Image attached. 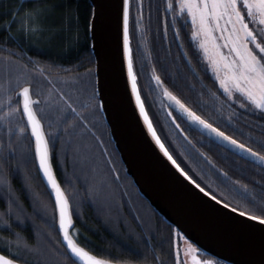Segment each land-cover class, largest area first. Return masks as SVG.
<instances>
[{"label": "trees", "instance_id": "trees-1", "mask_svg": "<svg viewBox=\"0 0 264 264\" xmlns=\"http://www.w3.org/2000/svg\"><path fill=\"white\" fill-rule=\"evenodd\" d=\"M169 2L129 0L134 71L146 110L169 152L193 179L206 190L210 187L224 203L239 205L238 210L252 209L237 190L243 191L246 184L257 197L264 196V167L210 142L172 111L171 119L163 89L262 154L264 113L251 106L245 111L228 101L191 39L193 27L187 14H180L178 0H171L174 11L166 12ZM91 10L90 0L0 1V117L9 111L8 105L19 109L8 122L0 120V146L6 149L11 138L16 148L14 157L0 159V252L25 264H71L63 255L66 249L56 228L54 204L37 171L33 143L15 96L21 87L29 86L40 101L35 110L49 139L55 173L71 204L75 240L90 252L119 263L176 264L178 230L137 191L101 111L88 116L90 132L80 127L72 130L71 145L64 124L59 125V137L48 135L58 127L49 81L74 100L97 93L89 38ZM9 59L12 70L5 72ZM153 75H159L163 84L156 86ZM233 112L237 115L229 122ZM20 127L25 128L22 134ZM99 209L116 219V237L96 216Z\"/></svg>", "mask_w": 264, "mask_h": 264}, {"label": "snow or ice", "instance_id": "snow-or-ice-1", "mask_svg": "<svg viewBox=\"0 0 264 264\" xmlns=\"http://www.w3.org/2000/svg\"><path fill=\"white\" fill-rule=\"evenodd\" d=\"M180 14L185 11L191 18L193 31L191 39L193 41L199 39V48L203 50L205 57L210 62V67L215 73V79L219 81V87L223 90V94L228 101L238 103L245 111L249 110V104L254 109L264 113V0H243L242 7L247 10L246 16L238 6V0H178ZM129 0H123V55L127 62V81L131 86V95L135 97V105L139 109V114L144 119L148 131L151 133L155 144L167 157V160L179 171V173L199 190L200 193L210 196L212 201H217V196L212 194V190L208 187H202L184 168L181 167L177 160L170 154L168 148L157 135L149 115L146 111L145 101L141 97V90L138 87V76L134 71L132 49L130 47L129 34ZM166 12L174 11V6L170 2L165 9ZM175 20V16L173 17ZM253 25L250 27L249 25ZM219 33V35H215ZM166 35V33H165ZM178 38L179 34L176 33ZM224 49L227 51L225 52ZM15 55V53H13ZM13 61H6L4 71L11 72ZM152 79L156 86L163 84L159 75H153ZM52 84L51 94L55 97V106L57 111V131L49 133L53 138L59 137V125L64 124V131L68 133L69 140L67 143L72 144V130L77 127L82 128L85 132L91 131V123L88 116L98 112L104 108L103 98L98 96L94 91L87 95L84 100L73 99L71 95H66L62 90H57L55 84ZM30 88L22 89L23 95V116L27 118V126L31 129V135L35 139V156L38 161V167L48 186L52 190L55 201V211L58 213V232L62 236V244L65 246L63 255L65 259L70 260L71 264H108V261L91 255L84 247L78 243L70 235V228L74 227L73 214L70 210L69 198L62 190L59 182L54 176L50 165V143L46 137L41 121L37 118L33 105L39 104V100H32L29 97ZM243 99H238L236 94ZM163 95L168 101L174 102L175 110L183 117L189 127H196L200 130L201 135L207 134L210 142L221 141L225 146L234 150L236 154H243L250 158L253 162L264 165V154L255 151L252 147L231 135H227L214 122L197 114L192 107L187 106L177 96L173 95L167 88L163 89ZM216 94L213 93V96ZM247 101L248 103H245ZM171 106V105H170ZM9 111L5 112L0 120L8 122L9 117L18 112L19 109L12 108L8 105ZM171 115V112L169 113ZM237 113L233 112L228 120L231 122ZM71 117V120H69ZM51 127V124H49ZM180 128V124H176ZM24 127L19 128L22 134ZM183 131V129H181ZM12 129L9 128V133ZM187 139V137H185ZM101 144L103 141H99ZM191 144V141H189ZM194 147V146H193ZM198 151V150H197ZM16 148L13 146L11 138H9L6 149L0 146V159L14 157ZM204 157V153H199ZM211 163V161H208ZM225 177L227 173H222ZM239 184V181L236 182ZM243 191H238L241 199L252 204V209L247 207L239 211V216L247 217L252 221H258L264 225V196L257 197L254 190H249L248 185H242ZM220 203L225 208L231 207V211L236 213L239 205L232 206L224 203L223 198ZM259 213V214H256ZM17 219H20L17 216ZM5 224L8 221H4ZM179 239V230L177 231ZM19 243V238L18 241ZM187 251L192 253V264H200L197 255L203 249L193 247L192 244L187 245ZM0 264H15L11 259L0 255ZM176 264H183L179 254H177ZM211 264V262H206Z\"/></svg>", "mask_w": 264, "mask_h": 264}, {"label": "water", "instance_id": "water-1", "mask_svg": "<svg viewBox=\"0 0 264 264\" xmlns=\"http://www.w3.org/2000/svg\"><path fill=\"white\" fill-rule=\"evenodd\" d=\"M90 3L92 10L89 38L95 64V86L97 95L103 98L104 103V108L100 111L108 125L111 140L125 172L132 179L137 191L167 224L179 230L195 247L203 249L201 252L225 264H264V225L239 216L241 210L233 213L231 207L225 208L218 198L217 201H212L210 196L200 193L167 160L148 131L135 105V97L131 95L130 83L127 81V62L123 55V0H90ZM179 47L181 48L180 44ZM181 52L183 53L182 49ZM24 87L29 86L21 87L16 91L15 96L19 97L20 111L33 143L37 171L52 198L55 209L52 190L38 167L35 139L31 135L30 127L27 126V118L23 116ZM29 97L38 100L32 96L31 88ZM163 99L169 112L172 110L186 122L185 117L175 110L174 102L168 101L165 96ZM33 108L36 112L35 105ZM36 115L41 121L37 112ZM149 119L151 120L150 116ZM41 124L43 126L42 121ZM193 128L201 133L198 128ZM204 136L208 138L207 134ZM216 143L235 153L223 142L216 141ZM239 156L252 161L243 154ZM50 165L64 191L52 164L51 150ZM260 166L264 167V165ZM64 193L66 194L65 191ZM55 215L58 231L59 217L56 211ZM73 223L75 224L74 219ZM72 229L73 227L70 228V235L73 237ZM59 237L62 243L60 234ZM73 239L75 240L74 237ZM78 245L83 247L79 243ZM85 250L97 258L108 261V264H125L100 257L86 248ZM0 255L13 260L15 264H25L2 252Z\"/></svg>", "mask_w": 264, "mask_h": 264}, {"label": "rangeland", "instance_id": "rangeland-1", "mask_svg": "<svg viewBox=\"0 0 264 264\" xmlns=\"http://www.w3.org/2000/svg\"><path fill=\"white\" fill-rule=\"evenodd\" d=\"M1 1V0H0ZM242 3H243V0H238V6H241V11L245 14L246 16V12L247 10L244 9L242 7ZM185 13L187 14V12L185 11ZM189 21L191 22V18L187 15ZM246 19H247V16H246ZM250 27H252L253 25H249ZM261 27H264V26H261ZM215 35H219V33H215ZM198 47H199V43H200V40L197 39L195 40ZM200 52L206 62V65L208 67V69L210 70V72L212 73V75L214 76L215 78V73L212 71L211 67H210V62L208 61V59L205 57L204 53H203V50L200 49ZM224 51L226 52L227 50L224 49ZM218 82V85H219V81ZM222 90V89H221ZM223 91V90H222ZM236 95L239 96V94L237 93ZM241 98V97H240ZM243 99V98H241ZM245 103H248L247 101H244ZM249 106L253 107L252 105L249 104ZM13 170H16L15 168H13ZM19 170V168H18ZM37 209L40 211V207L37 206ZM96 216L99 217L101 219V221L103 222V224H107V226H109L112 230V232L114 233V231H116V226H115V223H116V219L115 218H111L109 216L106 215V210H103V209H99L98 211H96ZM114 230H113V229ZM116 229V230H115ZM115 237L117 234H115ZM123 244L125 243L124 241L122 242ZM177 246H176V249H177V254H179V257L180 259L183 261V264H192V253H189L187 251V245L188 244H192L191 242H189L187 239H185L184 237L182 236H179V239L177 238ZM193 247H195L193 244H192ZM197 260L200 261V264H206V262H211V264H221L220 262H218L216 259L214 258H210V257H205V256H201L200 254L197 255Z\"/></svg>", "mask_w": 264, "mask_h": 264}, {"label": "flooded vegetation", "instance_id": "flooded-vegetation-1", "mask_svg": "<svg viewBox=\"0 0 264 264\" xmlns=\"http://www.w3.org/2000/svg\"><path fill=\"white\" fill-rule=\"evenodd\" d=\"M166 8H167V6H166ZM165 110H166V112H167V109H166V107H165ZM28 130V129H27Z\"/></svg>", "mask_w": 264, "mask_h": 264}, {"label": "bare ground", "instance_id": "bare-ground-1", "mask_svg": "<svg viewBox=\"0 0 264 264\" xmlns=\"http://www.w3.org/2000/svg\"><path fill=\"white\" fill-rule=\"evenodd\" d=\"M25 122V121H24ZM26 125V124H25ZM43 182V181H42ZM44 184V183H43ZM68 197V196H67ZM61 242V241H60ZM62 244V243H61Z\"/></svg>", "mask_w": 264, "mask_h": 264}]
</instances>
